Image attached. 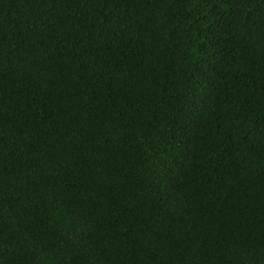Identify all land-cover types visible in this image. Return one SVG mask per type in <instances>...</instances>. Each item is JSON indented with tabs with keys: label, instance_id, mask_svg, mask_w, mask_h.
Instances as JSON below:
<instances>
[{
	"label": "trees",
	"instance_id": "obj_1",
	"mask_svg": "<svg viewBox=\"0 0 264 264\" xmlns=\"http://www.w3.org/2000/svg\"><path fill=\"white\" fill-rule=\"evenodd\" d=\"M0 264H264V0H0Z\"/></svg>",
	"mask_w": 264,
	"mask_h": 264
}]
</instances>
